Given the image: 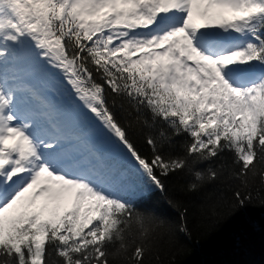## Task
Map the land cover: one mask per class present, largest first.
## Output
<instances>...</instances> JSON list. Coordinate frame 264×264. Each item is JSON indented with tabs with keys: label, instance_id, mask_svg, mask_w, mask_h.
<instances>
[{
	"label": "snow or ice",
	"instance_id": "6c2138e0",
	"mask_svg": "<svg viewBox=\"0 0 264 264\" xmlns=\"http://www.w3.org/2000/svg\"><path fill=\"white\" fill-rule=\"evenodd\" d=\"M181 174L264 206V0H0V264H158Z\"/></svg>",
	"mask_w": 264,
	"mask_h": 264
},
{
	"label": "trees",
	"instance_id": "16d2710c",
	"mask_svg": "<svg viewBox=\"0 0 264 264\" xmlns=\"http://www.w3.org/2000/svg\"><path fill=\"white\" fill-rule=\"evenodd\" d=\"M143 151L148 152L146 145ZM189 179L172 176L165 181L166 192L147 190L138 202V207L151 210L172 228L158 264H264V206L254 201L233 213L216 202L222 198L219 184L206 187L205 194H185L182 189ZM209 193L215 196L206 199ZM176 200L188 208L186 217L174 206ZM185 221L187 233L179 231Z\"/></svg>",
	"mask_w": 264,
	"mask_h": 264
}]
</instances>
